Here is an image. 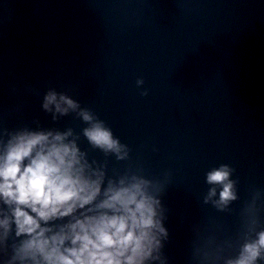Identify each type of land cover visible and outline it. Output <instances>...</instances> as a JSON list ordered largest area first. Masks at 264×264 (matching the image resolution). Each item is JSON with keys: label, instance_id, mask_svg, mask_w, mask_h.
Segmentation results:
<instances>
[{"label": "water", "instance_id": "1", "mask_svg": "<svg viewBox=\"0 0 264 264\" xmlns=\"http://www.w3.org/2000/svg\"><path fill=\"white\" fill-rule=\"evenodd\" d=\"M49 89L129 147L127 161L108 158L109 176L139 169L165 187L167 264H199L210 237L235 240L252 189L264 191V0H0V128L79 134L73 114L53 123L41 109ZM220 164L239 180L225 213L202 204Z\"/></svg>", "mask_w": 264, "mask_h": 264}, {"label": "clouds", "instance_id": "2", "mask_svg": "<svg viewBox=\"0 0 264 264\" xmlns=\"http://www.w3.org/2000/svg\"><path fill=\"white\" fill-rule=\"evenodd\" d=\"M143 79L136 80L139 89ZM148 90L140 92L146 97ZM41 109L52 122L73 114L86 125L79 134L40 127L0 128V259L3 264H167L169 233L164 188L141 170L107 172V160L129 159L130 149L89 108L49 89ZM103 154L89 160L78 141ZM227 164L204 174L202 204L225 213L239 197V180ZM264 191L252 189L235 240L210 237L194 259L199 264H264ZM234 254H227L233 252Z\"/></svg>", "mask_w": 264, "mask_h": 264}]
</instances>
